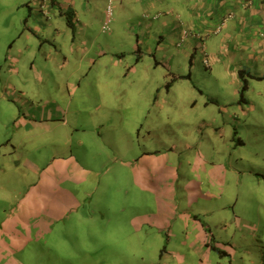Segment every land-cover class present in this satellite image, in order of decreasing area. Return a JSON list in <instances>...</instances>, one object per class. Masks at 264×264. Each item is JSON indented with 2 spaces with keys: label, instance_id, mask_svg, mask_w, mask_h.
<instances>
[{
  "label": "rangeland",
  "instance_id": "1",
  "mask_svg": "<svg viewBox=\"0 0 264 264\" xmlns=\"http://www.w3.org/2000/svg\"><path fill=\"white\" fill-rule=\"evenodd\" d=\"M23 3L0 0V167L5 168H0V264H180V259L199 264V254L190 249L196 240L194 218L202 224L197 238L231 241L234 235L236 261L246 264L240 257L249 248L251 263L257 264L260 243L248 233L264 226V94H259V83L253 82L248 93L254 109H242L235 89L196 60L193 80L168 89L170 69L189 73L181 68L185 62L177 50L158 52L148 41L130 49L116 37L113 46L123 49L101 54L96 60L102 62L88 67L87 84L68 94L66 77L71 79L70 70L76 68L63 73L38 55L42 39L28 33ZM115 3L108 11V30ZM153 14L139 19L145 30L151 20L164 21ZM23 64L31 73L27 70L18 80L15 74ZM5 93L29 97L41 108L57 102L69 111L65 120L50 121V136L25 137L16 160L4 157L7 139L23 135L13 131L18 106L2 100ZM223 105L228 107L223 110ZM63 121L66 126L59 128ZM32 142L46 147L45 160L81 145L75 154L82 165L104 170L99 177L109 174L89 189L76 187L99 189L91 191V199L79 194L80 206L67 209L54 229L39 227L37 219L27 226L12 221L21 203L31 206L33 199H42L31 185L38 176L20 169L18 160L23 157L28 165L35 160L38 147L33 150ZM37 168L45 172L40 164ZM133 169L140 173L132 175ZM188 225L190 237L184 236ZM211 260L230 264L213 251L203 261Z\"/></svg>",
  "mask_w": 264,
  "mask_h": 264
},
{
  "label": "crops",
  "instance_id": "2",
  "mask_svg": "<svg viewBox=\"0 0 264 264\" xmlns=\"http://www.w3.org/2000/svg\"><path fill=\"white\" fill-rule=\"evenodd\" d=\"M25 1L26 3H23L24 6L21 7L28 10L25 18V23L28 22L30 26L26 25L28 33L34 39H42L38 55H42L56 70L63 73L68 72L70 68H76V70H70L71 79L66 77L65 87L68 94L71 90L82 87L84 83L87 84V81L83 79L85 75H88V67L97 66L102 62L103 59L96 60L101 54L107 56L106 50L123 49L118 45L113 46L112 42L115 44L116 37L120 38L119 45L127 42L130 44V49L135 46L143 48L147 41L153 46L152 50L162 51L165 54L176 49L178 59L185 62L181 68L185 67L189 73L185 74L178 70L173 73V69H170V82L173 85L180 80H193L196 60L202 61L205 69L210 70L218 81L234 88L239 96L242 86L239 79L240 71L264 78V0H116L115 12L110 23L111 31L104 29L108 19V0ZM155 11L159 13V19L164 17V21L154 23L151 20L145 30L144 24L140 23L139 19L143 14L153 16ZM121 36H127V38ZM134 38H136L135 42ZM47 45H50L52 49H48ZM58 47L61 48L58 49ZM205 59L209 61V67L204 65ZM34 60L30 65L34 64ZM22 66V69H18L15 74L18 80L27 70L31 73L30 66L27 67L25 64ZM188 75L191 76L189 80L185 79ZM35 76L38 81H42L40 74ZM253 82L259 83L261 89L259 94H264V79H250L244 103H239L240 98L236 103L242 109L246 106L251 110L254 109L248 102V93L252 89ZM2 100L18 106V117L12 124L13 131L23 134L21 139L17 136L7 139L4 157L8 160L17 159L15 157L21 154L20 144L25 143L27 138L32 141L42 136H50L54 128L50 125V121L65 120L69 114V111L57 102L41 108L40 105H34L35 102L31 103L29 97H10L6 93ZM20 102H23L22 106ZM227 107L223 105L222 109L225 110ZM66 124L63 121L58 126L62 128ZM215 128L217 130V127ZM243 144L246 145L245 142ZM36 146V142L31 143L33 150ZM80 146L74 144L65 156L63 152H55L47 160L42 159L43 154L47 153L43 152L46 147L37 146L36 158L34 161L28 160L29 165L23 157L18 158V160L21 159L20 169H32L30 171L38 176L37 181H33L31 185L39 190V197L44 200L33 199L31 206L21 203L20 207H17V216L13 217L12 221L18 219L20 221L18 225L27 226L30 219H37L39 227L50 224L54 229L61 220L65 219L67 209L72 210L80 206L79 194L83 193L85 197L91 199V191H96L99 187H93L87 191L89 187L97 184L99 178L106 180L109 174L99 177L100 174H104V170L84 167L78 155L75 154V151L80 150ZM142 163L146 164V161ZM38 164L45 168L43 174L38 171ZM112 169L113 167L110 170ZM139 173L136 169L131 170L134 176ZM81 186H87L88 189L75 190L76 187ZM146 189L144 190H152ZM138 220L141 221L142 218ZM193 221H196L193 223L196 240L194 239L190 249L194 255L199 254V264H212V260L209 263L203 261L209 258L211 251L226 258L230 264H234L233 261H236L238 253L233 249L231 241L235 236L233 235L231 241H218L214 235L197 238V230L201 229L202 224L196 218ZM136 227L139 230V227ZM189 229L190 225L186 233L183 232L184 236L190 237ZM256 229L249 232L248 236L258 239L260 252L257 253L258 256L254 255V258L257 264H260L261 260L264 264V226H258ZM171 240L168 236L170 243ZM171 255L176 257L173 252ZM240 259L246 264H253L249 248L245 249ZM185 261L180 259V264ZM236 263L239 264L238 261Z\"/></svg>",
  "mask_w": 264,
  "mask_h": 264
},
{
  "label": "trees",
  "instance_id": "3",
  "mask_svg": "<svg viewBox=\"0 0 264 264\" xmlns=\"http://www.w3.org/2000/svg\"><path fill=\"white\" fill-rule=\"evenodd\" d=\"M191 76L188 75V76H185V79H190ZM184 79V78H182ZM239 79L241 81V89H240V100H239V103L243 104L244 101H245V95L247 93V91L249 90V80L250 79H253V80H262L264 78H259V77H256V76H253L251 75L250 73L248 72H245V71H240L239 72ZM171 85H172V82L168 83V89L171 88Z\"/></svg>",
  "mask_w": 264,
  "mask_h": 264
},
{
  "label": "built area",
  "instance_id": "4",
  "mask_svg": "<svg viewBox=\"0 0 264 264\" xmlns=\"http://www.w3.org/2000/svg\"><path fill=\"white\" fill-rule=\"evenodd\" d=\"M114 1H115V0H108L109 5H108L107 10H108L109 12H111V4H112ZM104 29H107V24L104 26ZM204 65H205L206 67H209V61H208L207 59L204 60Z\"/></svg>",
  "mask_w": 264,
  "mask_h": 264
}]
</instances>
